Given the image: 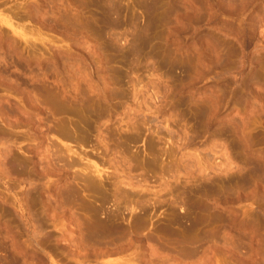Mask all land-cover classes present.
I'll use <instances>...</instances> for the list:
<instances>
[{
	"label": "rangeland",
	"instance_id": "obj_1",
	"mask_svg": "<svg viewBox=\"0 0 264 264\" xmlns=\"http://www.w3.org/2000/svg\"><path fill=\"white\" fill-rule=\"evenodd\" d=\"M0 264H264V0H0Z\"/></svg>",
	"mask_w": 264,
	"mask_h": 264
},
{
	"label": "bare ground",
	"instance_id": "obj_2",
	"mask_svg": "<svg viewBox=\"0 0 264 264\" xmlns=\"http://www.w3.org/2000/svg\"><path fill=\"white\" fill-rule=\"evenodd\" d=\"M60 133H61V132H60ZM63 133H64V132H63ZM61 135H62L64 138H66L67 140H68V139H69V140L71 139V138H70L71 136L69 137V135H68V136H67L66 134H65V135L61 134ZM67 149H68L69 152H72V153H74V154L77 153V151L74 150V149L71 147V145H67ZM72 163L75 164L76 162L73 161ZM96 171L99 172V173L101 172V170H100L98 167L96 168Z\"/></svg>",
	"mask_w": 264,
	"mask_h": 264
}]
</instances>
